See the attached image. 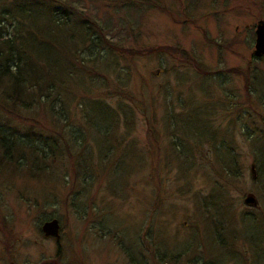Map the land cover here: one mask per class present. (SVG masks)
Wrapping results in <instances>:
<instances>
[{"label": "rangeland", "instance_id": "1", "mask_svg": "<svg viewBox=\"0 0 264 264\" xmlns=\"http://www.w3.org/2000/svg\"><path fill=\"white\" fill-rule=\"evenodd\" d=\"M20 1L72 21L21 10L55 84H0V264H264V0Z\"/></svg>", "mask_w": 264, "mask_h": 264}, {"label": "trees", "instance_id": "2", "mask_svg": "<svg viewBox=\"0 0 264 264\" xmlns=\"http://www.w3.org/2000/svg\"><path fill=\"white\" fill-rule=\"evenodd\" d=\"M44 6L40 2L29 3L28 1L23 2L18 0L15 2V7L11 10L7 9V14H5L3 20H0V84H4V87L9 91L5 93L8 95L9 100L13 103H21L23 106H27V102L22 99V97L29 94L27 89L37 88V94L44 95L48 98L51 94L50 89L55 83H53L52 78L48 74L44 73L40 66L37 67L29 50H26L23 45L18 48L15 44L16 40H27L31 33L28 30V23L25 21L21 10L27 12L31 7H37L39 10H43L48 14L47 19L52 23L53 27H51L53 29L55 28L54 30L66 26L72 21V13L66 8L58 5L55 7V9L59 10L58 14H50L44 9L46 8ZM46 9L49 10V8ZM10 16L12 17L10 18ZM76 23L78 24L77 26L81 27L85 32H88L89 27L84 21L76 20ZM9 26L10 29L8 28ZM86 36L85 34V39ZM52 38L55 40L58 39L55 35ZM76 51L74 50L72 54L75 55ZM181 53L187 54L188 52L182 48ZM192 57L191 55L187 57L189 63L193 62L194 58ZM0 140L2 144L6 140V137L1 135V133ZM55 261L57 264H61L57 259Z\"/></svg>", "mask_w": 264, "mask_h": 264}, {"label": "water", "instance_id": "3", "mask_svg": "<svg viewBox=\"0 0 264 264\" xmlns=\"http://www.w3.org/2000/svg\"><path fill=\"white\" fill-rule=\"evenodd\" d=\"M255 42L253 54L254 56H261L264 54V21L259 20L255 27ZM253 201L252 196H247L245 198V203H250ZM41 230L45 235H50L54 237H59V223L56 218H52L43 222Z\"/></svg>", "mask_w": 264, "mask_h": 264}, {"label": "flooded vegetation", "instance_id": "4", "mask_svg": "<svg viewBox=\"0 0 264 264\" xmlns=\"http://www.w3.org/2000/svg\"><path fill=\"white\" fill-rule=\"evenodd\" d=\"M252 51H253V50H252ZM263 55H264V54H263ZM263 55H262V56H263Z\"/></svg>", "mask_w": 264, "mask_h": 264}]
</instances>
